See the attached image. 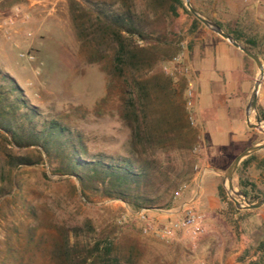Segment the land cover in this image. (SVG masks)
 I'll list each match as a JSON object with an SVG mask.
<instances>
[{
    "label": "rangeland",
    "instance_id": "374dc122",
    "mask_svg": "<svg viewBox=\"0 0 264 264\" xmlns=\"http://www.w3.org/2000/svg\"><path fill=\"white\" fill-rule=\"evenodd\" d=\"M133 2L134 10L145 19L150 33L149 40L133 38L135 45L153 46L154 51L165 53L177 42L181 43V53L193 68L200 55L216 46L219 36L201 22L191 31L195 18L182 8L174 16L168 5L149 7L148 0ZM192 3L211 20L232 30L239 29L254 39L262 56L264 0H192ZM86 15L78 6H70L69 0H0V76L8 74L15 79L28 103L43 115L42 119L59 121L74 131L89 155H125L131 139L126 118L129 106L126 80L119 75L110 77L91 62L96 52L103 53L110 47V40L99 30L94 18ZM256 16L262 24L259 29H255ZM76 20L84 26L80 35L76 32ZM250 65L251 88L237 113L241 128L232 123L228 139L222 141L210 139L205 122L190 133L181 130L185 91L180 89L189 77L179 75L169 87L163 75L169 62L155 60L150 68L128 73L127 77L149 85L152 96L153 83L180 93L172 95L170 106L154 100L156 111L165 110L176 116L175 129L165 122L162 143L137 142L136 152L151 163L155 173L150 191L153 203L147 208L135 209L100 192L84 193L76 177L55 174L58 164L42 154L45 152L40 146H19L12 142L9 133L0 129V264H72L66 259L73 252L71 247L76 248L71 258L83 263L91 256L95 241L106 238L119 253L121 264H197L193 251L200 242L182 237L164 240L144 228L147 223L160 227L194 209L193 197L208 169L201 167L202 153L207 156L206 165L219 168L223 179L240 153L264 142V133L246 124L245 108L258 74L254 61ZM260 109L264 110V80L257 111L251 115L253 123L264 124L258 118ZM202 117L206 122L217 120L213 110L205 111ZM254 155L243 175L263 197L264 150ZM19 157H28L34 164H16ZM234 183L236 190L241 191L237 173ZM185 185L178 196L177 192ZM230 202L234 210L236 206ZM251 211L262 215L264 207ZM242 220L244 231L252 223L249 219L245 221L244 216ZM86 223L93 227V232L86 230ZM75 228H80L77 236ZM61 250L66 253L62 259Z\"/></svg>",
    "mask_w": 264,
    "mask_h": 264
},
{
    "label": "trees",
    "instance_id": "16d2710c",
    "mask_svg": "<svg viewBox=\"0 0 264 264\" xmlns=\"http://www.w3.org/2000/svg\"><path fill=\"white\" fill-rule=\"evenodd\" d=\"M148 1L149 7L168 5L174 16L177 15L178 8H182L190 15L183 0ZM69 3L72 7L78 6L82 14L93 17L96 24L100 26L99 30L110 40V47L108 46L103 53L96 52L91 62L99 65L101 70L110 77L119 75L126 80L125 90L129 104L126 118L131 131L129 152L125 155L105 153L89 155L82 141L69 127L59 121L42 119L43 115L40 111L28 103L22 94V89L8 74L0 76V129L9 133L12 142L19 146H40L45 152L42 154H46L58 164L55 174L76 177L84 193L87 191L100 192L107 197L121 199L135 209L150 207L153 203L150 191L155 173L151 168V163L136 152L137 142L153 143L160 140L162 143L165 122L170 129H175L176 116L165 110L163 113L156 111L154 100L162 101V103L164 101L167 106H170L172 95L179 92L178 90L176 92V89H169L174 77L164 71L163 75L167 77L169 87L157 83L151 84L154 96L149 92V85L131 79L127 75L152 67L155 60L158 62L172 61L181 53V43L177 42L171 50L165 53L156 49L155 52L153 46L135 45L133 38L149 40L150 33H148L149 30L147 31L145 19L134 10L133 0H69ZM195 8L206 18L212 19L196 6ZM215 22L247 49L261 56L256 49L257 43L254 39L246 37L239 29L232 30L218 21ZM199 25L201 23L194 19L191 31ZM75 26L77 34L80 35L84 28L83 24L76 20ZM245 57L252 61L249 57ZM182 84L180 92L183 89L185 91L187 79ZM181 107V121L183 122L180 128L190 133L189 131L195 128L190 125L185 100ZM258 118L264 120L263 109H260ZM132 120L135 121L134 124ZM254 158L255 155L248 158L237 170L239 187L252 202L261 199L262 195L256 192L255 184L244 177L243 170ZM16 164L28 165L34 162L28 157H19ZM221 195L226 199L222 187ZM252 212L254 211H246L244 214L245 221L249 219L252 223L244 228V232L251 239L245 255L254 251L257 258L250 264H264V220H261V217L255 219L250 217V215H256ZM85 227L88 232L94 231L89 223H86ZM74 232L77 236L80 228H75ZM75 250V247H71V251ZM73 252L66 257L68 261H72V264H121L119 253L108 238L95 241L91 249L90 260L85 258L83 263H78L75 258H71L75 254ZM59 254L61 259L66 255L63 250Z\"/></svg>",
    "mask_w": 264,
    "mask_h": 264
},
{
    "label": "crops",
    "instance_id": "0c3cea01",
    "mask_svg": "<svg viewBox=\"0 0 264 264\" xmlns=\"http://www.w3.org/2000/svg\"><path fill=\"white\" fill-rule=\"evenodd\" d=\"M254 23L255 29H259L262 25L259 16H256ZM245 56L243 52L218 37L212 51L203 53L202 58L194 63L198 91L196 105L198 127H202L205 122L204 126L210 130V139L213 141L228 139L232 123L236 128L237 126L241 128L237 113L245 102L253 80L251 61ZM260 57L264 59V48ZM207 110L215 111L217 120L203 121V113ZM202 158V169H208L202 174L200 189L193 197L192 205L194 210L204 215L206 231L198 237L180 232L175 240L182 237L200 242L194 245L193 251L197 264H250L257 255L254 251L245 255L251 243L250 237L243 231L242 217L246 211L236 207L238 212L235 209L231 210L230 200L221 195L223 187L221 170L206 165L207 156L204 153ZM185 210L186 206L183 212ZM250 217L264 218V212L262 215Z\"/></svg>",
    "mask_w": 264,
    "mask_h": 264
},
{
    "label": "water",
    "instance_id": "95a60500",
    "mask_svg": "<svg viewBox=\"0 0 264 264\" xmlns=\"http://www.w3.org/2000/svg\"><path fill=\"white\" fill-rule=\"evenodd\" d=\"M185 7L189 11V13L199 22H201L206 28L210 31L218 35L220 38L227 41L229 44L234 46L236 49L243 52L247 57H249L258 68V74L256 80L253 85V89L248 101V104L245 108V116H246V124L249 128L258 130L264 133V124L262 122L253 123L251 120V115L253 112L257 111L258 98L261 86L264 80V62L260 56L255 54L254 52L247 49L241 43H239L236 39H234L231 35L226 33L220 25H218L215 21L206 18L202 13H200L192 3V0H183ZM264 150V142L255 144L248 149L244 150L240 153L231 163V165L227 168L226 172L223 174V187L225 188L229 198L233 201L236 208L245 211L258 210L264 207V196L252 202L248 200L247 196L242 191H237L235 188V175L237 173L238 168L241 164L247 160L249 157L254 155L257 152Z\"/></svg>",
    "mask_w": 264,
    "mask_h": 264
},
{
    "label": "built area",
    "instance_id": "2783aa9c",
    "mask_svg": "<svg viewBox=\"0 0 264 264\" xmlns=\"http://www.w3.org/2000/svg\"><path fill=\"white\" fill-rule=\"evenodd\" d=\"M166 74L177 77L179 75L189 77L187 78V86L185 89V103L186 109L189 112V122L192 127L198 126V118L196 116V105L198 100V91L196 87L195 69L186 62L184 54H179L178 57L169 62V67L165 68ZM183 188L177 192L180 196ZM145 232H153L164 240L174 239L178 233L183 232L192 237H198L203 235L206 231L204 224V215L194 209H188V211L182 217L163 224L160 227H156L150 223L144 228Z\"/></svg>",
    "mask_w": 264,
    "mask_h": 264
}]
</instances>
